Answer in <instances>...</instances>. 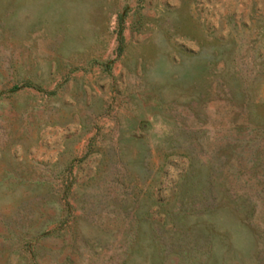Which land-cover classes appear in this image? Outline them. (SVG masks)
Listing matches in <instances>:
<instances>
[{
	"label": "rangeland",
	"instance_id": "374dc122",
	"mask_svg": "<svg viewBox=\"0 0 264 264\" xmlns=\"http://www.w3.org/2000/svg\"><path fill=\"white\" fill-rule=\"evenodd\" d=\"M0 264H264V0H0Z\"/></svg>",
	"mask_w": 264,
	"mask_h": 264
}]
</instances>
